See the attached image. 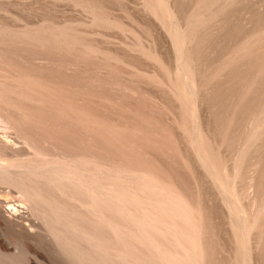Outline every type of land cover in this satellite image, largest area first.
Masks as SVG:
<instances>
[{"label":"rangeland","instance_id":"rangeland-1","mask_svg":"<svg viewBox=\"0 0 264 264\" xmlns=\"http://www.w3.org/2000/svg\"><path fill=\"white\" fill-rule=\"evenodd\" d=\"M0 201V264H264V0H0Z\"/></svg>","mask_w":264,"mask_h":264},{"label":"bare ground","instance_id":"bare-ground-1","mask_svg":"<svg viewBox=\"0 0 264 264\" xmlns=\"http://www.w3.org/2000/svg\"><path fill=\"white\" fill-rule=\"evenodd\" d=\"M31 171V170H30ZM2 173H3V168H2ZM39 174V173H38ZM4 175H5V172H4ZM12 180V179H11ZM36 196V195H35ZM30 198V197H29ZM49 202V201H48ZM40 203V202H39ZM1 204H2V202L0 201V218L1 219H3V220H5L6 222H7V218H6V215H7V213H9L8 211H9V209H5V208H3V207H1ZM6 205V204H5ZM3 206V205H2ZM8 206H10V205H8ZM14 207H15V205H14ZM18 207V206H17ZM48 207V206H47ZM10 209H12V207L10 208ZM14 209H19V208H14ZM33 209V208H32ZM47 209V208H46ZM13 210V209H12ZM11 210V211H12ZM57 210V209H56ZM19 211H21V210H19ZM34 211V210H33ZM36 211H38V210H36ZM15 212H17L16 210H15ZM51 212V211H50ZM18 213H20V212H18ZM18 213H14V211H13V213H11L12 215H14L15 216V218L16 219H19V218H21L20 216V214H18ZM56 213V212H55ZM10 214V213H9ZM38 214V213H37ZM48 216V215H47ZM37 217H38V215H37ZM43 217V216H42ZM12 218V217H11ZM15 218H13L12 220H14V221H16V219ZM23 218V217H22ZM21 218V219H22ZM52 218V217H51ZM20 219V220H21ZM47 221H48V219H46ZM11 221V220H10ZM22 221H24V219H22ZM57 221V220H56ZM13 222V221H12ZM19 220H18V224H19ZM30 222V221H29ZM14 223V222H13ZM16 223V222H15ZM23 223V222H22ZM43 224V223H42ZM59 224V223H58ZM16 226V225H15ZM25 226V225H24ZM23 225H18V228H19V230H21L22 232H24L25 234H27V235H29L30 234V232H32V234L35 232V231H33L32 230V228H36V227H34L35 225H31V223H30V227H28V228H26V226L24 227ZM44 226V225H43ZM17 228V227H16ZM42 229V228H41ZM47 229H48V225H47ZM46 228H45V226L43 227V230L45 231V233L44 232H42L43 233V235L42 236H44V237H46V235L48 234V236H49V230H47ZM18 230V229H17ZM36 230V229H35ZM36 231H38V230H36ZM40 231V230H39ZM76 231H78V230H76ZM20 232V231H19ZM77 233V232H76ZM80 233V232H79ZM78 233V234H79ZM35 234H38L37 232H35ZM39 234H41V233H39ZM32 237H33V235H31ZM36 236V235H35ZM41 236V235H40ZM58 236V235H57ZM29 237V236H28ZM40 238H42V237H40ZM48 237H46L45 239H47ZM58 238V237H57ZM49 239V238H48ZM62 240V239H61ZM60 240V241H61ZM49 242V241H48ZM48 242H46V243H48ZM62 242V241H61ZM90 244V243H89ZM92 244V243H91ZM59 245H60V243H59ZM68 245V244H67ZM68 249V248H67ZM64 250H66L65 248H64ZM67 252H69V251H67ZM74 252V251H73ZM76 255H78V254H76ZM82 255V254H81ZM83 261H84V259H82ZM81 260V261H82ZM88 260V259H87ZM78 261H79V259H78ZM78 261L76 260L75 261V263L74 264H79L78 263ZM85 261H86V259H85ZM87 262V261H86ZM85 262V263H86ZM83 263V262H82ZM88 263V262H87ZM81 264V263H80Z\"/></svg>","mask_w":264,"mask_h":264}]
</instances>
